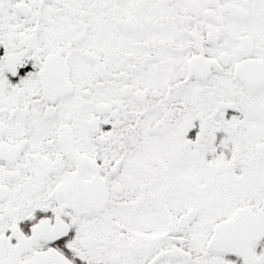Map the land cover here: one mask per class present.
<instances>
[{"label":"snow or ice","instance_id":"6c2138e0","mask_svg":"<svg viewBox=\"0 0 264 264\" xmlns=\"http://www.w3.org/2000/svg\"><path fill=\"white\" fill-rule=\"evenodd\" d=\"M0 264H264V0H0Z\"/></svg>","mask_w":264,"mask_h":264}]
</instances>
